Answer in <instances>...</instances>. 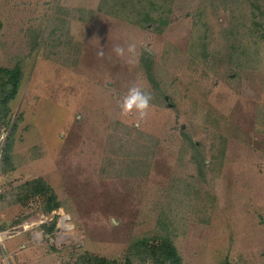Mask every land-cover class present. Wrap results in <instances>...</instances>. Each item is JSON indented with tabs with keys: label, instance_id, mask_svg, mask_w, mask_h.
<instances>
[{
	"label": "rangeland",
	"instance_id": "374dc122",
	"mask_svg": "<svg viewBox=\"0 0 264 264\" xmlns=\"http://www.w3.org/2000/svg\"><path fill=\"white\" fill-rule=\"evenodd\" d=\"M0 21V66L23 69L1 236L43 264H155L128 245L157 234L182 264H264V0H0Z\"/></svg>",
	"mask_w": 264,
	"mask_h": 264
},
{
	"label": "trees",
	"instance_id": "16d2710c",
	"mask_svg": "<svg viewBox=\"0 0 264 264\" xmlns=\"http://www.w3.org/2000/svg\"><path fill=\"white\" fill-rule=\"evenodd\" d=\"M1 27V21H0ZM23 77V69L19 61L12 66H0V126L6 122V118L10 112V100L14 98L18 92L21 80ZM18 120L15 119L11 124L12 132L17 126ZM12 138H10L4 145V155L7 157L12 149ZM10 169L14 166L9 162ZM34 182V184H33ZM37 185L35 186V184ZM27 184H33L30 187L32 193L49 192V201L44 206L45 211L50 212L56 208L60 203L56 200L53 189L48 185L42 177L37 176L31 179ZM155 239L154 242H149ZM148 252V256L154 261L155 264H182V257L178 252L176 246L173 244L171 238L167 234H157L155 236L143 235L130 241L128 245L129 250L138 252L142 248ZM89 256V254H88ZM83 258V256H81ZM90 259L96 261L95 264H103L105 258L100 256H89ZM125 264H131V257L128 255L125 259ZM220 264H230L227 257L223 259Z\"/></svg>",
	"mask_w": 264,
	"mask_h": 264
},
{
	"label": "crops",
	"instance_id": "0c3cea01",
	"mask_svg": "<svg viewBox=\"0 0 264 264\" xmlns=\"http://www.w3.org/2000/svg\"><path fill=\"white\" fill-rule=\"evenodd\" d=\"M21 233L14 235H0V264H43L39 258L35 257L33 245L28 243V238H19ZM4 238V239H3Z\"/></svg>",
	"mask_w": 264,
	"mask_h": 264
},
{
	"label": "clouds",
	"instance_id": "9594fccd",
	"mask_svg": "<svg viewBox=\"0 0 264 264\" xmlns=\"http://www.w3.org/2000/svg\"><path fill=\"white\" fill-rule=\"evenodd\" d=\"M127 51L129 53L134 52L135 45L129 44ZM113 52H115L117 56H123L125 54V48L122 45H115L113 47ZM98 55L103 56V51L101 50L98 52ZM151 99L152 95L150 93H147L140 87L133 85L129 88L127 95L124 96L120 107L124 114L131 113L133 110H135L139 117L143 119L148 115Z\"/></svg>",
	"mask_w": 264,
	"mask_h": 264
}]
</instances>
